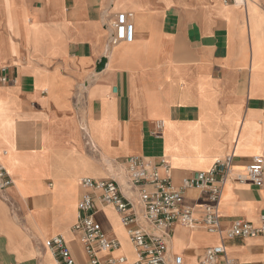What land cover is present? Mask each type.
I'll return each instance as SVG.
<instances>
[{"label": "crops", "instance_id": "obj_1", "mask_svg": "<svg viewBox=\"0 0 264 264\" xmlns=\"http://www.w3.org/2000/svg\"><path fill=\"white\" fill-rule=\"evenodd\" d=\"M127 13L134 40L112 46L113 24ZM5 73L0 167L13 184L0 191V264H58L45 246L57 235L78 264H90L73 232L80 181L114 179L129 196V157L164 158L181 188L234 155L221 227L262 224L264 182L238 183L234 174L264 157V0H0V78ZM134 202L132 227L152 232ZM204 204L199 190L185 191L197 217ZM94 218L120 243L101 259L134 263L117 210L96 200ZM219 245L226 256L215 264H264V235L228 239L180 224L167 264L178 256L201 264Z\"/></svg>", "mask_w": 264, "mask_h": 264}, {"label": "built area", "instance_id": "obj_2", "mask_svg": "<svg viewBox=\"0 0 264 264\" xmlns=\"http://www.w3.org/2000/svg\"><path fill=\"white\" fill-rule=\"evenodd\" d=\"M225 4H240L244 6L247 0H223ZM133 14H122L113 24L114 35L111 45L134 40ZM10 81L5 73L0 78L1 84ZM162 125L159 124V128ZM128 181L131 186L130 195L123 193L121 185L114 179L95 180L83 178L80 185L83 195L78 203V220L73 232L79 236L80 242L90 264H125L126 257H108L101 259V253H112L120 248V243L103 234L101 226L95 220L96 200L104 205L113 206L119 213L122 224L128 228L132 245L137 252V260L131 264H167V252L173 228L180 224L186 228L203 226L210 233H217L221 237L252 238L264 235V216L262 224L254 226L250 222L236 221L230 229L223 230L220 222L219 206L225 185L234 173L236 158L234 155L218 160L213 168L207 172H199L184 180L183 186L177 188L172 184V169L162 158L154 160L129 157L124 163ZM162 171L164 174H162ZM238 183H251L261 187L264 182V157L256 156L246 167L244 172L234 174ZM13 184L6 171L0 167V191ZM197 189L206 199L202 207V216L197 217L194 208L185 205V191ZM138 200L143 208L142 218L153 228L147 231L137 224L138 218L134 214V200ZM45 246L56 256L58 264H78L67 246L64 236L57 235L45 242ZM226 256L224 245L207 249L201 264H215L220 257ZM182 258H174V264H181ZM227 263L232 261L227 259Z\"/></svg>", "mask_w": 264, "mask_h": 264}]
</instances>
